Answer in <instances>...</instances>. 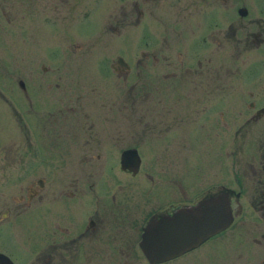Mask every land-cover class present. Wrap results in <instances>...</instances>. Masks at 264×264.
I'll list each match as a JSON object with an SVG mask.
<instances>
[{"label": "flooded vegetation", "instance_id": "af4514ba", "mask_svg": "<svg viewBox=\"0 0 264 264\" xmlns=\"http://www.w3.org/2000/svg\"><path fill=\"white\" fill-rule=\"evenodd\" d=\"M85 1L17 0L62 36L18 96L0 91V254L264 264V0ZM90 13L112 44L69 58L90 52L64 40ZM211 199L229 225L165 255L162 237Z\"/></svg>", "mask_w": 264, "mask_h": 264}, {"label": "rangeland", "instance_id": "374dc122", "mask_svg": "<svg viewBox=\"0 0 264 264\" xmlns=\"http://www.w3.org/2000/svg\"><path fill=\"white\" fill-rule=\"evenodd\" d=\"M86 2L88 1H85L84 10H92V8H88L89 4L86 6ZM106 3H108V0H106ZM24 4L26 6L27 2L25 1ZM0 9L3 10V14H0V91L10 93L5 94L6 97H14L19 95L16 86L17 80L21 79L27 83L30 75L34 74L35 68L46 57L45 54L52 37L62 36V33L61 31H55L52 33L53 35H50L45 10L42 6L40 8L39 3L34 5L35 12L31 16L28 8L19 11L17 0H0ZM91 15L90 13L89 18H85V21L81 24L82 34L76 32L75 24L72 26L71 22L65 24V26L71 27L67 38H64V40L68 44H82L84 49L90 50L89 55L85 53L81 55L70 54L69 58L93 59L92 44H104L105 42L112 44L109 35H95L98 22L102 23L105 18ZM247 56L252 57V52L247 53ZM111 57L109 55L107 58ZM31 59L33 62L29 61ZM234 81L235 83L230 86V90L236 92L238 91V83L236 80ZM2 112L3 110L0 108V128H3V132L6 134L10 127L3 123Z\"/></svg>", "mask_w": 264, "mask_h": 264}, {"label": "water", "instance_id": "95a60500", "mask_svg": "<svg viewBox=\"0 0 264 264\" xmlns=\"http://www.w3.org/2000/svg\"><path fill=\"white\" fill-rule=\"evenodd\" d=\"M179 219L180 222L176 223L172 236L162 237L163 241L159 244L165 248V255L179 253L226 228L231 222V214L227 201L211 199L197 207L196 212L189 216L190 222L187 218L186 221H183V217ZM0 264L12 263L0 254Z\"/></svg>", "mask_w": 264, "mask_h": 264}]
</instances>
